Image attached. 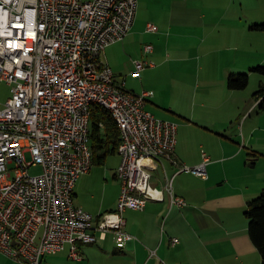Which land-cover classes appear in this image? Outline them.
Here are the masks:
<instances>
[{"label": "built area", "instance_id": "built-area-1", "mask_svg": "<svg viewBox=\"0 0 264 264\" xmlns=\"http://www.w3.org/2000/svg\"><path fill=\"white\" fill-rule=\"evenodd\" d=\"M138 2L0 0V83L11 87L10 96L0 101V251L15 260L47 264L45 256L67 244L71 257L80 260V244L96 242L97 231L101 237L123 232L126 210H144L149 200L164 199L152 182L163 157L180 171L208 178L209 158L195 166L181 164L174 155L178 123L150 112V92L128 90L103 59L107 47L130 33ZM152 64L137 60L134 74ZM80 69L88 70V78L79 77ZM111 87L134 93L137 104L112 95ZM90 100L108 101L125 134L118 147L122 192L108 219L74 200L78 180L92 169L84 111ZM37 165L42 172L31 174ZM168 189L172 205H187L171 182Z\"/></svg>", "mask_w": 264, "mask_h": 264}, {"label": "crops", "instance_id": "crops-1", "mask_svg": "<svg viewBox=\"0 0 264 264\" xmlns=\"http://www.w3.org/2000/svg\"><path fill=\"white\" fill-rule=\"evenodd\" d=\"M137 21L136 15L128 36L105 50L109 56L110 49L118 44L123 45L124 54L121 57L123 65L121 68L112 62L111 65L116 81L125 82V86L127 75L145 80L151 75L150 70L160 71L161 66L170 63V60L164 58L161 49L159 50L153 43L145 42L143 46L141 45L142 50L140 48L141 53L138 52L137 58L141 56L146 62H152L151 59L154 58L160 60L161 65L153 62L143 69L140 75L134 74L136 68L134 57L129 58L125 55L126 47H131L136 38L143 39L145 33L159 32V27L155 24L154 30L148 29L151 22L147 23L145 30L135 31ZM253 24L256 23L250 25L251 29L264 31L252 28ZM252 35L256 38L258 34ZM146 45H152L153 50L146 52ZM252 45L254 44L251 43ZM257 47L263 54L264 40ZM236 58L239 61V57ZM103 59H106L104 54ZM251 59L254 60V65L244 70L245 73L249 71L247 72L249 83L250 73H258L252 68L260 65L256 64L257 60L264 61V55L262 59L257 54L251 55ZM226 69L227 83L231 74L241 72L236 71L235 66H228ZM126 88L136 94L150 92L146 108L155 116L179 123L175 157L181 164L195 166L204 162L207 156L208 178L180 171V167L175 165L173 160L163 157L162 164L154 171L152 182L163 191L164 199L149 200L144 210H126V225L123 232L109 231L101 237L97 231L96 242L80 244L83 258L77 260V263L102 264L104 260L111 259L117 254L122 264H264L259 250L250 238L249 219L246 214V217H243L242 213L243 210L245 213L248 202L258 196L264 186V129L254 126L249 128L251 132L247 133L246 128L250 117L258 108L264 111L260 108V100L253 94V102L245 100L244 104V100L237 92H220L222 103L212 105L204 101L200 103L202 92H156L153 89L137 92L133 88ZM202 131L216 132L220 134V140L214 145H209L206 140L208 137L205 138ZM241 137H244V144L241 143ZM246 149L248 151L244 154ZM253 151L258 152L255 164H252ZM114 154L117 155L118 152L108 154L101 162L93 160L90 172L83 174L77 182L75 204L92 215L100 216L117 208L122 182L117 176L118 167L112 168L107 165L109 156ZM233 160H238L241 162L239 164H242L239 182L236 183L228 169L230 161ZM96 164L102 166L104 171L107 170V176H113L117 186L111 200L108 201L105 197L99 203L92 204L90 200L96 199L91 191L99 169ZM170 182L173 192L185 198L187 205H172V196L168 189ZM172 238H177L178 242L173 244ZM70 249V244H67L63 250L46 255L45 263L61 253L63 256H58L59 259L73 258ZM0 264L24 263L0 251Z\"/></svg>", "mask_w": 264, "mask_h": 264}, {"label": "rangeland", "instance_id": "rangeland-1", "mask_svg": "<svg viewBox=\"0 0 264 264\" xmlns=\"http://www.w3.org/2000/svg\"><path fill=\"white\" fill-rule=\"evenodd\" d=\"M137 18L135 31L145 30L147 23L151 22L159 27V32L158 34L145 33V37L140 40L136 38L131 47H126L125 55L129 58L134 57L136 66L137 60H144L141 56L137 58L140 48L142 50L143 43L149 42L156 45L159 50L161 49L164 58L170 60V63L161 66L160 71L150 70L151 75L145 80L134 79L127 75L126 87L133 88L137 92L152 89L156 92H202V97L199 98L200 103L204 101L212 105L222 103L220 92H237L244 100V104L247 100L250 103L253 102V94L259 89L261 80L264 79L263 75L251 72L247 88L232 90L228 87L226 67L235 66L236 71L245 73L244 70L254 65V58L251 59V55L257 54L262 59L264 52L262 54V50H259L257 45L264 40V31L251 29L250 25L264 23V0H139ZM256 33L258 35L255 38L252 34ZM251 43L254 45L251 46ZM110 51L109 56L104 53L105 60L111 67V64L115 63L118 68H121L123 45L118 44ZM151 60L161 65L160 60L154 58ZM257 62L256 64L260 63L264 66V61L257 60ZM10 92V85L5 81L1 82L0 100L5 101L10 96ZM209 93L212 95H207ZM254 126L264 129V111L259 108L249 119L246 126L249 131L247 133H250L249 128ZM202 132L205 138L208 137L206 140L209 145H214L220 140V134L216 132ZM243 133L248 137L244 130ZM199 135L201 136V133ZM243 138L241 137V143L244 144ZM247 146L250 147L249 144ZM247 151L246 149L244 154ZM118 154L109 156L107 165L119 168L121 157ZM27 158L31 160L30 153L27 154ZM239 162L238 160L230 161L228 167L234 183L239 182V171L242 168ZM95 166L99 169L91 188L96 196V199L90 200L92 204L99 203L105 197L108 201L111 200L117 186L113 176H107L106 169L104 171L102 166L97 164ZM41 172L40 165L30 168V173L33 175ZM242 213L243 217H246L244 210ZM177 242L178 239L176 242L173 241V244ZM58 256L62 257L63 254ZM58 256H55L53 260L50 259L47 264H79L77 259L67 257L63 260ZM102 264H122V262L120 263V258L116 254L111 259L104 260Z\"/></svg>", "mask_w": 264, "mask_h": 264}, {"label": "trees", "instance_id": "trees-1", "mask_svg": "<svg viewBox=\"0 0 264 264\" xmlns=\"http://www.w3.org/2000/svg\"><path fill=\"white\" fill-rule=\"evenodd\" d=\"M252 28L264 29V23H256ZM264 76V66L258 65L252 68ZM228 85L232 89H245L249 85L248 73H233L228 79ZM254 97L260 100V108L264 109V80L259 89L254 93ZM103 123V126H101ZM121 142L120 132L116 122L107 109L100 105H95L91 117V147L93 160L103 161L110 153L118 152ZM102 151V153H100ZM252 164H255V157L258 152L253 151ZM245 214L249 219V234L254 245L259 250L264 261V186L261 193L248 202Z\"/></svg>", "mask_w": 264, "mask_h": 264}, {"label": "bare ground", "instance_id": "bare-ground-1", "mask_svg": "<svg viewBox=\"0 0 264 264\" xmlns=\"http://www.w3.org/2000/svg\"><path fill=\"white\" fill-rule=\"evenodd\" d=\"M79 77L81 78H88V70L87 69H80L79 70ZM111 94L112 95H120L123 101L129 102V104H137V97H135L134 93L129 92L128 90H123L121 87H111ZM95 105H100L103 108L107 109L108 112L111 114L114 120H117V112H111V104L106 100H90L89 102H85L84 104V111H85V128L87 130V139H91V117H92V110ZM119 132H120V138L121 142L119 144V147H123V144L125 143V134L123 131V128H121V125H117ZM88 161L89 166L92 168L93 166V151L91 147V141H88ZM110 214L109 212H106L104 214H101V219H108Z\"/></svg>", "mask_w": 264, "mask_h": 264}]
</instances>
